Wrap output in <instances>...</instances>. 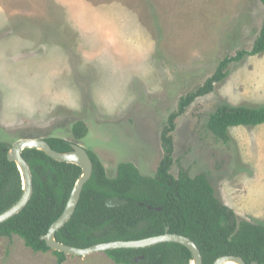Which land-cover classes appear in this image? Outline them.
<instances>
[{
	"label": "rangeland",
	"instance_id": "rangeland-1",
	"mask_svg": "<svg viewBox=\"0 0 264 264\" xmlns=\"http://www.w3.org/2000/svg\"><path fill=\"white\" fill-rule=\"evenodd\" d=\"M263 10L259 0H0V141L62 137L94 152L108 177L124 161L152 176L180 97L252 48ZM221 104L264 105V52L230 63L176 118L169 171L204 173L237 219L264 224V123L230 126L223 143L205 126ZM0 264L59 263L14 234L0 237ZM60 264L117 263L94 252Z\"/></svg>",
	"mask_w": 264,
	"mask_h": 264
},
{
	"label": "trees",
	"instance_id": "trees-1",
	"mask_svg": "<svg viewBox=\"0 0 264 264\" xmlns=\"http://www.w3.org/2000/svg\"><path fill=\"white\" fill-rule=\"evenodd\" d=\"M264 6V0H259ZM264 52V10L261 25L250 50L239 49L221 58L202 85L180 97L177 110L169 114L160 140L163 155L154 175L139 172L134 163L120 162L114 177H108L97 155L87 150L92 160V173L83 185L79 202L70 219L55 234V239L75 247L114 240H137L168 231L192 239L198 246L202 264H212L222 255L240 256L246 264H264V224L237 219L234 211L220 202L207 176H191L180 168L170 173L173 164V138L176 118L198 97L214 90L224 80L230 63L246 54ZM264 123V105L259 107L221 104L207 116L205 126L223 143L229 141L228 127ZM76 139L83 138L88 128L77 120L71 127ZM45 139L52 149L64 152L71 141L51 136ZM11 144L0 141V213L12 206L22 193V183L15 162L7 159ZM22 156L32 174V195L17 214L0 223V237L19 236L34 252H47L40 239L62 214L71 190L82 169L74 163L60 162L37 148H25ZM117 196L126 199L120 206H107L105 200ZM160 207V210L147 206ZM52 252L60 264L65 254ZM117 264H189L191 252L174 242H161L143 248H115L106 251ZM138 256L143 258L135 261Z\"/></svg>",
	"mask_w": 264,
	"mask_h": 264
},
{
	"label": "water",
	"instance_id": "water-1",
	"mask_svg": "<svg viewBox=\"0 0 264 264\" xmlns=\"http://www.w3.org/2000/svg\"><path fill=\"white\" fill-rule=\"evenodd\" d=\"M25 148L40 149L54 160L74 163L82 169V173L71 190L62 214L49 226L47 233L40 237V239L45 241L50 250H56L65 255L85 256L94 252H106L107 250L115 248H143L161 242H174L185 246L191 252L192 259L189 264H202L201 252L195 242L187 236L169 232L168 226L165 227L164 233L159 235L137 240H114L102 242L84 248L63 244L57 241L55 239V234L65 223H67L74 213L80 199L83 185L91 176L93 168L92 160L87 150L75 143H70V149L64 152L52 149L49 143L43 138H20L11 144L6 152V156L8 160L15 162L19 170L22 183V193L12 206L0 213V223L21 211L32 195L31 170L22 156V151ZM126 203V199H120L117 196L109 197L105 200L107 206H120ZM147 208L152 209L153 207L149 205ZM153 209L160 210V207H155ZM141 258H143V256H138L135 258V261H138V259ZM227 261H233L237 264H246L240 256L236 255L219 256L212 264H224ZM251 264H257V262L253 261Z\"/></svg>",
	"mask_w": 264,
	"mask_h": 264
},
{
	"label": "bare ground",
	"instance_id": "bare-ground-1",
	"mask_svg": "<svg viewBox=\"0 0 264 264\" xmlns=\"http://www.w3.org/2000/svg\"><path fill=\"white\" fill-rule=\"evenodd\" d=\"M224 264H237V263L236 262H233V261H227Z\"/></svg>",
	"mask_w": 264,
	"mask_h": 264
}]
</instances>
